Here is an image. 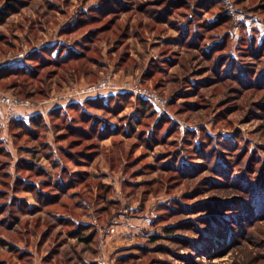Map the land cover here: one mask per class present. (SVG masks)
Returning a JSON list of instances; mask_svg holds the SVG:
<instances>
[{
    "label": "rangeland",
    "instance_id": "rangeland-1",
    "mask_svg": "<svg viewBox=\"0 0 264 264\" xmlns=\"http://www.w3.org/2000/svg\"><path fill=\"white\" fill-rule=\"evenodd\" d=\"M206 1L0 0V264H264V0Z\"/></svg>",
    "mask_w": 264,
    "mask_h": 264
},
{
    "label": "trees",
    "instance_id": "trees-1",
    "mask_svg": "<svg viewBox=\"0 0 264 264\" xmlns=\"http://www.w3.org/2000/svg\"><path fill=\"white\" fill-rule=\"evenodd\" d=\"M210 3H208V1L204 2L205 4L202 6H197L195 10H199L200 12L202 11H206V10H209L211 8H213L214 6V3L216 2V0H209ZM9 14V11L8 10H3L0 12V20L3 21L6 19V15ZM221 14V13H220ZM220 18H218V20L215 22V24H210L208 25L206 22L204 23V27L208 28L209 26H213V25H219L221 23H225V22H229V20H232L231 16L225 11L223 12L220 16ZM202 26V25H201ZM227 40H229V37L225 36L223 38V41L221 42H214L211 47H209L207 49V54L208 55H211V53L214 52V50H218L219 48L221 49V47H225L224 44L227 42ZM50 50V49H49ZM254 53V52H253ZM220 61V59H219ZM233 61V60H232ZM232 61H231V65H229V69L232 68V66L234 67V64L232 65ZM53 62H58V61H54ZM233 63H235V61H233ZM228 69V70H229ZM32 68H30L29 66H24L23 68H13V69H10L8 72H14V73H25V74H28V75H33L32 73ZM262 78L264 77V72L262 73ZM110 100H113V98L110 97ZM72 105V103H71ZM59 109V108H58ZM58 109H52L49 111L50 112H55L56 110ZM61 111V109H59ZM45 113H34V114H28V115H24V114H21L20 112H17L14 117L11 119V123L13 122H19L20 124H22L23 126L25 127H30V128H38L40 127L42 124H46L45 122ZM34 188H36V186H33ZM76 226V225H75ZM85 225H82V224H79L78 226H76L77 230L79 232H81V235H83L85 233V230H86V227ZM83 239H86L84 237H82Z\"/></svg>",
    "mask_w": 264,
    "mask_h": 264
},
{
    "label": "built area",
    "instance_id": "built-area-1",
    "mask_svg": "<svg viewBox=\"0 0 264 264\" xmlns=\"http://www.w3.org/2000/svg\"><path fill=\"white\" fill-rule=\"evenodd\" d=\"M229 3V2H228ZM230 4V3H229ZM111 87V80L105 79L99 83L90 84L88 86L82 87L80 90H74L72 96H88L98 94L105 90V88ZM138 92L142 93L145 97L150 98L157 106L162 107L164 106V101L154 92H151L146 89H141L140 87L135 88ZM0 103H2L6 108V117H14L17 112V109L20 106H32V101L19 99L17 97H13L6 94H0ZM120 221L117 219L110 222L108 225L103 226L100 230L104 238L114 235L117 232V226H119ZM105 243V240L101 241Z\"/></svg>",
    "mask_w": 264,
    "mask_h": 264
}]
</instances>
